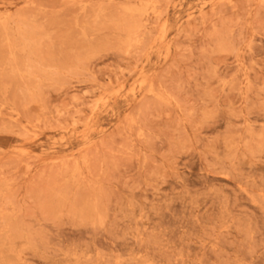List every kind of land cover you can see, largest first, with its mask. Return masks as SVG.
Returning a JSON list of instances; mask_svg holds the SVG:
<instances>
[{
    "label": "rangeland",
    "instance_id": "rangeland-1",
    "mask_svg": "<svg viewBox=\"0 0 264 264\" xmlns=\"http://www.w3.org/2000/svg\"><path fill=\"white\" fill-rule=\"evenodd\" d=\"M0 264H264V0H0Z\"/></svg>",
    "mask_w": 264,
    "mask_h": 264
}]
</instances>
